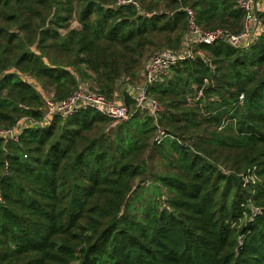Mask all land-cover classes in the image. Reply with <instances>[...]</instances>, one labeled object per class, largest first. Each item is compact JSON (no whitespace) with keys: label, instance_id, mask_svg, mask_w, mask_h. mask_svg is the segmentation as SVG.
I'll return each instance as SVG.
<instances>
[{"label":"trees","instance_id":"1","mask_svg":"<svg viewBox=\"0 0 264 264\" xmlns=\"http://www.w3.org/2000/svg\"><path fill=\"white\" fill-rule=\"evenodd\" d=\"M136 1L0 0V128L39 118L45 91L137 82L184 41L185 7L203 29L243 28L235 0ZM193 53L147 88L155 117L110 127L84 108L0 138V264H264V26Z\"/></svg>","mask_w":264,"mask_h":264},{"label":"built area","instance_id":"2","mask_svg":"<svg viewBox=\"0 0 264 264\" xmlns=\"http://www.w3.org/2000/svg\"><path fill=\"white\" fill-rule=\"evenodd\" d=\"M258 0H235L236 7L243 10L244 20L243 28L240 33H228L220 29L206 30L199 27L195 23L194 12L191 8L185 7L187 14L188 30L182 44L173 50H161L151 54L142 64L141 80L139 84L128 83L121 79L120 84L124 86L121 90L117 87L116 92L111 99H107L104 95L92 89L88 84L78 82V86L68 96L62 99L54 98L52 92L43 94L42 114L39 118L22 116L9 128H0V138L16 142L22 130L27 126L41 127L45 126L53 117H61L63 119L73 115L81 109H92L111 120L110 127H114L117 123L128 119L135 111H145L150 116L155 117L162 111V106L157 99L147 95L146 90L153 83L158 81L160 77L166 74L169 68L176 64L182 58L193 57V49L199 44H211L219 38L226 39L232 46L246 47L254 43L258 34L262 30L264 23L257 16ZM117 4H133L138 7L136 0H117ZM261 7L264 6V0H260ZM264 13V9L262 10ZM149 15L148 13H142ZM154 14V13H151ZM200 53V52H197ZM118 82V83H119ZM119 91L120 93H118ZM123 92L128 93L133 99V104L128 105L124 101ZM201 91H198L195 99H198ZM243 95L239 96L241 100ZM165 136L162 129L157 130L156 140L159 142ZM249 173V170H248ZM259 211L258 207L252 208V215ZM243 235L238 237V244L243 242Z\"/></svg>","mask_w":264,"mask_h":264},{"label":"rangeland","instance_id":"3","mask_svg":"<svg viewBox=\"0 0 264 264\" xmlns=\"http://www.w3.org/2000/svg\"><path fill=\"white\" fill-rule=\"evenodd\" d=\"M258 6H261L260 5V3H259V5ZM72 27H78V24H77V22L74 20V22L72 23ZM154 52H156V51H153L151 54H153ZM150 54V55H151ZM141 76H140V80H141ZM139 79L137 80V82H134V84H139V81H140ZM122 80H120V82H121ZM80 82H83V81H80ZM120 82L117 84V86L121 89V90H123L124 89V86H121L122 84H120ZM85 85H87L88 83H86V82H83ZM34 85H35V83H33ZM89 85V84H88ZM127 85H129L127 82H126V86ZM90 86V85H89ZM46 93H47V91H45ZM118 93H120L119 91H117ZM147 185H145L144 184V186L143 187H146ZM144 194V193H143ZM144 196H145V194H144Z\"/></svg>","mask_w":264,"mask_h":264},{"label":"crops","instance_id":"4","mask_svg":"<svg viewBox=\"0 0 264 264\" xmlns=\"http://www.w3.org/2000/svg\"><path fill=\"white\" fill-rule=\"evenodd\" d=\"M262 9H264V6H262Z\"/></svg>","mask_w":264,"mask_h":264}]
</instances>
